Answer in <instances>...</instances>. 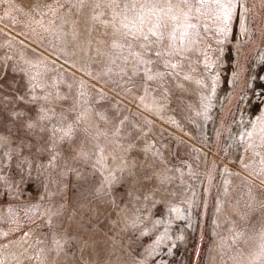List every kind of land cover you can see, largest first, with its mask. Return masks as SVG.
<instances>
[{
    "label": "rangeland",
    "instance_id": "1",
    "mask_svg": "<svg viewBox=\"0 0 264 264\" xmlns=\"http://www.w3.org/2000/svg\"><path fill=\"white\" fill-rule=\"evenodd\" d=\"M0 264H264V0H0Z\"/></svg>",
    "mask_w": 264,
    "mask_h": 264
}]
</instances>
